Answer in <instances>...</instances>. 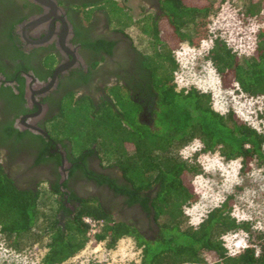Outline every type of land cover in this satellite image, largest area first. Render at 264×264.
<instances>
[{"label": "trees", "instance_id": "trees-1", "mask_svg": "<svg viewBox=\"0 0 264 264\" xmlns=\"http://www.w3.org/2000/svg\"><path fill=\"white\" fill-rule=\"evenodd\" d=\"M216 1L232 0H158L157 11L133 20L116 0H91L112 25L121 29L134 25L148 38L149 52L143 56L131 88H109L98 102L88 96L66 97L58 120L49 129L53 136L67 138L73 152L93 151L104 166L118 169L126 183L116 191L126 194L128 203L139 202L152 215L155 233L146 237L133 223L115 221L92 198L82 200L77 211L60 223L57 192L18 188L0 165V234L10 241L6 246L17 247L23 236L33 234V241L44 239L39 264H64L88 244L87 226L82 221L88 215L103 221L94 242L113 249L120 238H132L140 252L137 264H264V233L254 231L250 221L232 215L231 194L196 225H183L184 208L198 200L187 174L199 168L181 158L179 147L198 140L199 152L218 151L225 161L238 159L242 174L253 163L264 166L262 132L232 109L215 110L210 92L193 86L178 88L174 80L178 69L175 49L183 42L197 44L189 29L212 13ZM235 1L242 4L244 16L264 14V0ZM7 2L0 0V11ZM90 14L91 10L84 12L85 20ZM13 26H0V58L18 57ZM208 59L223 88H237L246 96L264 100V27L258 29L249 57L240 58L225 40L215 37ZM46 66L51 67L52 61ZM22 91L21 86L17 98L21 99ZM17 133L11 126L0 132L3 141ZM48 152L46 145H40L37 161H44ZM147 190L149 196L144 193ZM234 232L246 233L250 246L230 255L223 237ZM252 245L259 248L258 254ZM206 255L213 260L207 261Z\"/></svg>", "mask_w": 264, "mask_h": 264}, {"label": "flooded vegetation", "instance_id": "flooded-vegetation-1", "mask_svg": "<svg viewBox=\"0 0 264 264\" xmlns=\"http://www.w3.org/2000/svg\"><path fill=\"white\" fill-rule=\"evenodd\" d=\"M50 1L55 5L8 0L0 11V26L14 24L19 49L16 58H0V132L5 126L19 131L5 141L0 134V165L18 188L45 185L47 191L57 192L60 223L77 211L82 200L92 198L115 221L133 223L142 235H152L156 231L152 215L116 191L126 183L118 169L104 166L93 151L73 152L67 138L49 133L66 97L88 96L98 102L109 88H131L147 53L136 45L128 27L112 25L91 0ZM116 1L123 7L121 0ZM142 1L157 11L158 0ZM86 10H91L88 20L83 16ZM148 13L138 18L128 14L137 20ZM47 61H52L51 67ZM58 67L61 71L54 76ZM42 144L49 152L44 161H37ZM144 193L149 196L148 190Z\"/></svg>", "mask_w": 264, "mask_h": 264}, {"label": "rangeland", "instance_id": "rangeland-1", "mask_svg": "<svg viewBox=\"0 0 264 264\" xmlns=\"http://www.w3.org/2000/svg\"><path fill=\"white\" fill-rule=\"evenodd\" d=\"M121 4L134 18L146 11L154 12L153 7L142 0H121ZM262 27L264 14L247 17L243 15L240 2L216 1L212 13L189 29L195 33L197 44L183 42L175 49L178 69L174 80L178 88L193 86L210 92L215 110L224 113L232 109L242 120L264 134L263 97H249L237 88H223L208 59V50L215 37L225 40L240 58L249 57L255 48L256 33ZM127 30L136 45L148 53V38L142 36L134 25ZM200 145L198 140H193L177 150L181 158L199 168L198 172L187 174L198 200L184 208L183 225H196L208 210L231 194L234 198L232 215L237 220L250 221L254 231L264 233V166L253 163L250 171L242 174L238 159L225 161L218 151L199 152ZM39 189L45 190V185H40ZM146 236L151 237L150 234ZM240 238L247 242V234L243 232L224 235L229 252L235 250L234 243ZM33 239V234H27L19 246L10 247L6 246L8 241L0 234V264H39L44 253V239L37 242ZM139 254L132 238L126 236L120 238L113 249L104 248L101 242L99 245L87 244L64 264H137ZM205 258L209 262L213 260L210 255Z\"/></svg>", "mask_w": 264, "mask_h": 264}, {"label": "built area", "instance_id": "built-area-1", "mask_svg": "<svg viewBox=\"0 0 264 264\" xmlns=\"http://www.w3.org/2000/svg\"><path fill=\"white\" fill-rule=\"evenodd\" d=\"M82 221L87 226L86 236L88 237V244H92L95 241V235L100 231L103 221L101 219L93 218L91 216H83ZM95 245H99L100 242H94ZM235 250L229 252L230 255L239 253L244 248L250 246L243 238L238 239L235 243ZM255 248V254H258L259 248L256 245H252Z\"/></svg>", "mask_w": 264, "mask_h": 264}, {"label": "water", "instance_id": "water-1", "mask_svg": "<svg viewBox=\"0 0 264 264\" xmlns=\"http://www.w3.org/2000/svg\"><path fill=\"white\" fill-rule=\"evenodd\" d=\"M35 1H37V2H39V3H42V4L55 5L54 2H53V1H50V0H35ZM59 71H61V68H60V67H58V68L56 69L54 76H56V74H57ZM36 129H37V128H36ZM38 130H39L41 133L45 134V132H44L43 130H41V129H38Z\"/></svg>", "mask_w": 264, "mask_h": 264}]
</instances>
